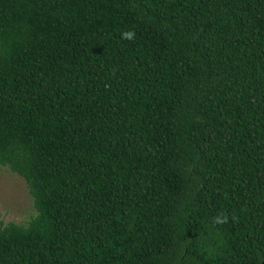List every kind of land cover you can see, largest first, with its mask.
<instances>
[{
    "label": "trees",
    "instance_id": "obj_1",
    "mask_svg": "<svg viewBox=\"0 0 264 264\" xmlns=\"http://www.w3.org/2000/svg\"><path fill=\"white\" fill-rule=\"evenodd\" d=\"M0 167V264H264V0H0Z\"/></svg>",
    "mask_w": 264,
    "mask_h": 264
},
{
    "label": "rangeland",
    "instance_id": "obj_2",
    "mask_svg": "<svg viewBox=\"0 0 264 264\" xmlns=\"http://www.w3.org/2000/svg\"><path fill=\"white\" fill-rule=\"evenodd\" d=\"M36 215L31 196L22 178L0 167V223L25 224Z\"/></svg>",
    "mask_w": 264,
    "mask_h": 264
},
{
    "label": "clouds",
    "instance_id": "obj_3",
    "mask_svg": "<svg viewBox=\"0 0 264 264\" xmlns=\"http://www.w3.org/2000/svg\"><path fill=\"white\" fill-rule=\"evenodd\" d=\"M124 35L127 36V37H131L132 33L127 32V33H124Z\"/></svg>",
    "mask_w": 264,
    "mask_h": 264
}]
</instances>
